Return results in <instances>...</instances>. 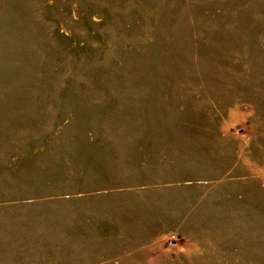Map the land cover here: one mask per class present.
Masks as SVG:
<instances>
[{
  "label": "rangeland",
  "instance_id": "rangeland-1",
  "mask_svg": "<svg viewBox=\"0 0 264 264\" xmlns=\"http://www.w3.org/2000/svg\"><path fill=\"white\" fill-rule=\"evenodd\" d=\"M0 264H264V0H0Z\"/></svg>",
  "mask_w": 264,
  "mask_h": 264
}]
</instances>
